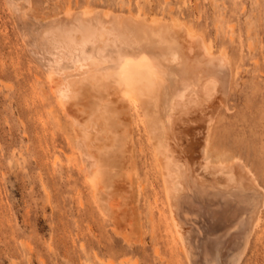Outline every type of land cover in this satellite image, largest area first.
Returning <instances> with one entry per match:
<instances>
[{
    "label": "bare ground",
    "instance_id": "obj_1",
    "mask_svg": "<svg viewBox=\"0 0 264 264\" xmlns=\"http://www.w3.org/2000/svg\"><path fill=\"white\" fill-rule=\"evenodd\" d=\"M5 2L73 129L92 203L114 235L115 246L96 254L100 264H142L148 240L159 264H241L262 221L264 186L213 137L220 111L230 110L235 69L226 53L174 19L87 7L40 19L33 0ZM136 114L165 209L125 173L143 152Z\"/></svg>",
    "mask_w": 264,
    "mask_h": 264
},
{
    "label": "rangeland",
    "instance_id": "obj_2",
    "mask_svg": "<svg viewBox=\"0 0 264 264\" xmlns=\"http://www.w3.org/2000/svg\"><path fill=\"white\" fill-rule=\"evenodd\" d=\"M7 5L0 0V264H100L96 254H106L107 243L115 246L114 235L92 203L73 129ZM86 7L174 19L204 35L214 53H226L235 69L230 110L220 111L213 137L264 186V0H33L32 13L51 19ZM135 122L143 152L126 176L137 170L128 178L156 194L155 210L165 209L139 114ZM257 228L241 264H264V212ZM146 248L142 264H159L149 240Z\"/></svg>",
    "mask_w": 264,
    "mask_h": 264
}]
</instances>
